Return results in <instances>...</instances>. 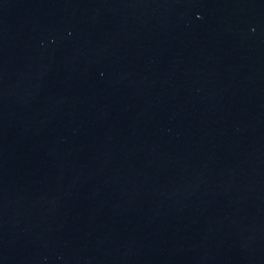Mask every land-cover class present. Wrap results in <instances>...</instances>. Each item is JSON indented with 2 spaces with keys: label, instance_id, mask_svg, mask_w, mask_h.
I'll return each mask as SVG.
<instances>
[{
  "label": "water",
  "instance_id": "water-1",
  "mask_svg": "<svg viewBox=\"0 0 264 264\" xmlns=\"http://www.w3.org/2000/svg\"><path fill=\"white\" fill-rule=\"evenodd\" d=\"M0 264H264V0H0Z\"/></svg>",
  "mask_w": 264,
  "mask_h": 264
}]
</instances>
